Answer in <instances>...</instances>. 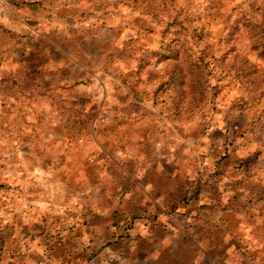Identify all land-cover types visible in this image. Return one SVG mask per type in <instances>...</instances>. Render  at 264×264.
<instances>
[{
    "label": "rangeland",
    "instance_id": "obj_1",
    "mask_svg": "<svg viewBox=\"0 0 264 264\" xmlns=\"http://www.w3.org/2000/svg\"><path fill=\"white\" fill-rule=\"evenodd\" d=\"M264 0H0V264H264Z\"/></svg>",
    "mask_w": 264,
    "mask_h": 264
},
{
    "label": "trees",
    "instance_id": "obj_2",
    "mask_svg": "<svg viewBox=\"0 0 264 264\" xmlns=\"http://www.w3.org/2000/svg\"><path fill=\"white\" fill-rule=\"evenodd\" d=\"M257 26V37L254 39L253 46L257 49L258 54L262 55L264 54V26L261 24H258Z\"/></svg>",
    "mask_w": 264,
    "mask_h": 264
}]
</instances>
